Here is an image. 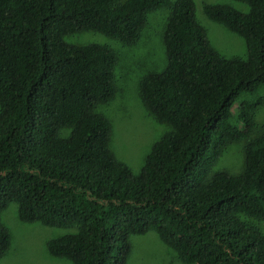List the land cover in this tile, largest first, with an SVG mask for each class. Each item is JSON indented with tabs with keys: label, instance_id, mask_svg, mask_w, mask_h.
<instances>
[{
	"label": "trees",
	"instance_id": "trees-1",
	"mask_svg": "<svg viewBox=\"0 0 264 264\" xmlns=\"http://www.w3.org/2000/svg\"><path fill=\"white\" fill-rule=\"evenodd\" d=\"M206 4V15L243 36L246 59L225 58L197 23L193 0H176L167 66L141 96L171 129L135 174L111 150L113 124L97 111L116 94L118 54L72 44L97 32L132 45L150 13L170 0H0V259L23 222L69 229L51 255L72 264H128L131 237L156 232L184 264H264V0ZM245 142L240 174L215 169L226 146Z\"/></svg>",
	"mask_w": 264,
	"mask_h": 264
},
{
	"label": "rangeland",
	"instance_id": "rangeland-1",
	"mask_svg": "<svg viewBox=\"0 0 264 264\" xmlns=\"http://www.w3.org/2000/svg\"><path fill=\"white\" fill-rule=\"evenodd\" d=\"M195 18L207 32L213 48L225 58L246 59L248 50L245 38L220 22L210 19L204 10L206 4L229 5L241 12L249 6L237 0H193ZM176 0L148 16V23L136 43L129 45L118 39L97 32H81L66 36L72 44L91 42L107 44L116 50L115 96L97 107L113 124L111 150L120 161L130 166L135 174L143 168L147 155L155 142L171 127L159 121L141 96V81L151 72L163 70L168 63L165 45L166 25ZM256 133L264 129V107L255 111ZM245 142H232L226 146L215 169L240 174L245 170ZM2 221L12 235L11 246L0 264H72L65 258L50 254L47 244L51 239L63 236L69 229L45 226L39 222H23L19 218L18 205L11 203L2 213ZM264 232V222H257ZM133 251L128 264H184L177 253L166 245L159 235L150 231L131 237Z\"/></svg>",
	"mask_w": 264,
	"mask_h": 264
}]
</instances>
